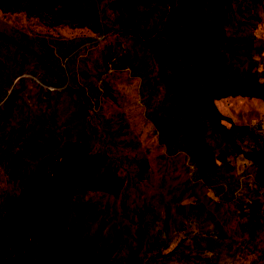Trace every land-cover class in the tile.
<instances>
[{"label": "trees", "instance_id": "16d2710c", "mask_svg": "<svg viewBox=\"0 0 264 264\" xmlns=\"http://www.w3.org/2000/svg\"><path fill=\"white\" fill-rule=\"evenodd\" d=\"M19 1L0 0V239L19 238L9 244L12 253L25 243L45 254L18 260L0 250V264H219L230 245L212 218V229L187 232L190 247L186 236L166 252L180 230L158 219L148 241L155 251L139 252V224L155 210L144 186L154 162L175 179L180 151L194 166L187 185L227 184L218 162L231 154L249 162L264 194V138L250 119L234 122L217 108L264 102V81L253 64L224 77L212 56L233 42L215 30L218 18L246 22L249 7L263 0H98L100 11L96 0ZM153 9L162 11V26L147 35L136 17ZM133 90L139 98L129 112L125 94ZM132 115H140L142 129ZM203 126L211 146L195 138ZM131 195L141 201L131 202L132 233L118 221ZM246 204L252 218L243 229L252 235L258 203L238 206Z\"/></svg>", "mask_w": 264, "mask_h": 264}, {"label": "rangeland", "instance_id": "374dc122", "mask_svg": "<svg viewBox=\"0 0 264 264\" xmlns=\"http://www.w3.org/2000/svg\"><path fill=\"white\" fill-rule=\"evenodd\" d=\"M19 2L22 3V0ZM96 2L100 11L102 8L101 3L98 0ZM161 12H156L153 9L142 18L141 15L137 16L136 21L140 22L141 26L140 31L149 35L160 30L162 20H160L159 14ZM107 17L108 20H112L110 9H107ZM217 22L218 25L215 30L221 31L222 29L227 40L233 41L229 50L221 47L216 54H211L212 56L220 57L218 65L219 70L225 73L224 77L232 73L233 67H236L238 73H241L248 65L253 64L257 68L256 76L258 81H264V0L259 5L249 7V15L246 22H241L237 18L226 23L221 17L218 18ZM173 34L174 29L172 27L163 38L167 42H171ZM125 70L127 74H130L129 78L132 81L129 87H137L138 89V79L129 73V69ZM138 98L139 95L136 94L135 90L125 94L126 106L131 108L129 112L134 110ZM237 101H221L217 104V108L221 114L234 122L250 119V127L252 129L255 128L256 134L264 138V102L246 100V108L238 111ZM110 108H112L110 112H113L115 104L110 103ZM132 120L137 122L136 130L142 129L140 115H132ZM203 121L206 122V120ZM222 123L226 126L230 125L228 119L223 120ZM202 130L205 132L204 135L201 130H195V138L200 139L197 141L198 144L211 146L212 138L208 134L209 130L205 129V126H203ZM252 144L253 141L247 138L242 139V145L252 146ZM216 153L217 150L216 152L214 151V155ZM228 156L230 158L228 163L218 162V172L223 174L225 180L229 178V181L227 180L228 183L221 182L211 187H206L201 182H198L195 188L190 187L189 184L187 185L194 172V166L189 163V156L181 151L177 153L175 159L176 172L179 174L175 179L168 177L163 170L162 164L151 163L153 173L150 174L144 190L147 191L148 195L146 196L150 199L148 202L155 206V210L145 215L139 224V228L143 232L142 246L139 252H143L149 247V236L160 225L158 219L165 221L170 219L169 224H176L175 228L180 230L171 238L168 247L164 250L166 252L172 249L174 244L183 240L187 236V232L212 229L210 220L208 221V218H212L211 221L217 223L230 245V249L220 255L219 264H264V194H262L263 191L261 189L258 190L255 187L253 182L254 175L249 162L245 161L242 155L237 158H233L231 154ZM241 169L244 171H241ZM227 186L228 190L226 192ZM130 199L128 200V210L124 211L126 216H122V219L119 217L118 221L123 223L125 230L132 233L133 226H128V222L131 224L133 222L130 215L131 202L135 200V204L140 206L141 201L139 202L138 197L133 195H131ZM252 199H255L258 203L254 209L256 212H253V214L258 217L257 221L260 226L255 227L253 234L250 235L248 228L243 229L244 224L248 223L252 218L248 205L246 204L242 210L238 204L251 202ZM119 203L121 204L120 201ZM120 208L119 211L122 213ZM178 211L182 212L181 222L183 224L176 222ZM123 217H126V221ZM180 225H184V228H180ZM18 236L17 233L15 237ZM11 239L8 242L9 244H14L12 242L19 238ZM4 240L8 239L3 238L2 241L0 239L1 257L12 256L18 260L29 259L36 261L44 258L45 252L37 253L34 246L33 250L30 251L25 243L12 253L10 245L4 243ZM187 244L190 247L189 237ZM154 251V246H151L148 254ZM121 254H125V248L122 249ZM206 254L210 253L206 252ZM171 263L176 264V261L172 260L169 264Z\"/></svg>", "mask_w": 264, "mask_h": 264}]
</instances>
